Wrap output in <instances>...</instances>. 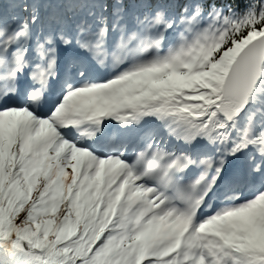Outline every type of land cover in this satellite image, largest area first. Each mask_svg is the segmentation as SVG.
I'll return each instance as SVG.
<instances>
[{"label":"snow or ice","instance_id":"6c2138e0","mask_svg":"<svg viewBox=\"0 0 264 264\" xmlns=\"http://www.w3.org/2000/svg\"><path fill=\"white\" fill-rule=\"evenodd\" d=\"M0 264H264V0H0Z\"/></svg>","mask_w":264,"mask_h":264},{"label":"trees","instance_id":"16d2710c","mask_svg":"<svg viewBox=\"0 0 264 264\" xmlns=\"http://www.w3.org/2000/svg\"><path fill=\"white\" fill-rule=\"evenodd\" d=\"M241 3H243V0H241ZM244 122V119L243 120H241V123H243Z\"/></svg>","mask_w":264,"mask_h":264}]
</instances>
